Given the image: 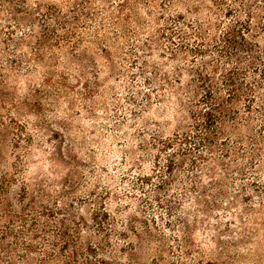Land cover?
<instances>
[{"label":"rangeland","instance_id":"1","mask_svg":"<svg viewBox=\"0 0 264 264\" xmlns=\"http://www.w3.org/2000/svg\"><path fill=\"white\" fill-rule=\"evenodd\" d=\"M101 260L264 264V0H0V264Z\"/></svg>","mask_w":264,"mask_h":264},{"label":"trees","instance_id":"2","mask_svg":"<svg viewBox=\"0 0 264 264\" xmlns=\"http://www.w3.org/2000/svg\"><path fill=\"white\" fill-rule=\"evenodd\" d=\"M17 24H19V22H17ZM15 108H16V106H14ZM101 262L103 263V264H106V263H104L102 260H101Z\"/></svg>","mask_w":264,"mask_h":264}]
</instances>
